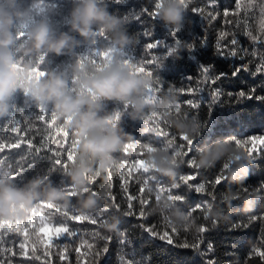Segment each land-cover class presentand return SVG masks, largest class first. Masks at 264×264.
<instances>
[{
  "label": "trees",
  "instance_id": "obj_1",
  "mask_svg": "<svg viewBox=\"0 0 264 264\" xmlns=\"http://www.w3.org/2000/svg\"><path fill=\"white\" fill-rule=\"evenodd\" d=\"M171 0H164L163 6H167ZM241 8L235 10L234 0H219V7H207L209 0H184L183 7V20L178 29L179 32L176 33L177 38L182 42L192 43L194 45L193 50L187 48H182L179 45H174L175 55L166 56L163 66L159 73V83L163 84L164 91L158 93V96L162 98L155 103L147 104L144 100L146 107L143 110V114L140 118L133 119L131 113L134 111L131 106L127 115L121 117V128L126 133H134L139 135V133L145 132V137L147 138L150 129H144V125L140 123L142 120H147V114L150 112L160 113L164 119L167 120L171 128H168L170 133L178 134L175 127L172 126L171 121H176L178 123H192L199 127L200 135L198 136L196 142L193 145L195 156L198 155L200 150L212 146L218 141H229L228 138L234 136L237 138H246L254 136L256 134H264V102L257 101L255 98L251 100L247 99H237V93L239 90L243 89L246 92L249 91L253 86L256 88V95H264V76L250 75L249 72H241V74L236 78H228L221 81L222 95L219 100L213 104L211 110L208 107L207 100L209 99V94L206 85L202 83V77L200 75L202 66H214L212 68L213 73H218L220 71H231L232 65L240 63L238 59H221L217 54V38L221 32L225 33V36L220 40L221 44L226 43L228 40L237 38L241 44L249 49V52L254 50L253 42L250 38L244 36V31H252L254 35H258L261 39H264V32L260 31V3L261 0H239ZM79 3V0H0V22H4V28L0 30V38H3L5 33L10 32L13 38V43L10 46V51L15 57V63L13 64L16 70L21 85H28L33 79H35V73L31 71V64H25L23 69H19L16 65V59L20 56H24V59L34 60L38 58V55H26L25 52L31 47V41L29 39V34L38 24L41 22H47L50 28L53 30L56 36L62 33H69L74 35L76 39L82 40V38L71 31V21L73 19L72 13ZM99 3L106 5L109 13L120 17L124 23L122 30L132 38V43L125 49L126 56L133 59V62L139 58L149 59L153 54L157 56L165 55L167 52V46L174 44V39L170 34V29H176L174 26H167L163 20L151 19L148 15L142 14V9L148 8L152 11V6L150 0H99ZM196 5L203 8L205 17L207 13L220 12L221 15L215 19L202 18L198 14H195L188 10L185 5ZM161 7V8H162ZM223 7H228L231 9L228 20L231 23H227L224 20L222 9ZM160 8V9H161ZM160 11V10H159ZM139 16L140 19L133 18L134 16ZM128 17L127 21L123 18ZM11 19L13 23L11 25L7 24V21ZM245 20L247 21L245 23ZM239 24V26H238ZM150 30L151 36H145V32ZM18 32H28L27 37L20 40H15V34ZM111 38L112 44V33H108ZM151 41H159L161 47L154 48L150 52L144 51V46ZM203 41V43L201 42ZM103 44L100 41L98 45L89 47L92 44H81L76 47L74 53L66 55H56L55 53H47L45 62L41 65V69L48 72H56L57 74H64L69 80L72 75H76L74 71V65L80 57L84 55H89L92 52V48L99 47ZM113 46V44H112ZM114 47V46H113ZM231 47V46H230ZM230 47L223 49L225 53L230 52ZM255 51L259 55L262 49L259 46H255ZM238 56L239 46H237ZM119 62V61H118ZM128 65V64H127ZM30 66V67H29ZM131 73L133 74V69L128 65ZM146 70H152L153 77L148 75H140L149 81V86H157V71L155 65H145ZM135 75V74H133ZM192 77L191 81L187 78ZM47 78V77H46ZM45 78V79H46ZM169 85L175 88H205L204 92H197L195 95L179 94L172 92L167 93L166 89ZM232 92V96H228L227 93ZM146 93V90H145ZM145 96V94H144ZM201 96L204 100H201ZM193 99L195 101H200L199 109H191L189 106L183 102ZM166 101H170V104H166ZM181 104V112H187L189 117L195 116L196 118L184 119L176 118L173 114L177 103ZM11 106H14L15 114L21 118V134H23L25 127V119L20 117V112L22 111L25 115H32L38 113V106L40 105L35 100L31 98L30 95H25L23 88L19 89L11 99ZM104 110L101 115L105 113L114 114L118 110L122 109L125 105L118 101H105ZM49 110H53L51 105H48ZM58 120H63L58 118ZM9 122V116L7 115L3 119H0V125ZM37 128L40 127V122H33ZM71 123V122H70ZM203 125V126H201ZM70 127V124L67 125ZM52 130L47 133L48 135V146L52 148L58 147L57 141H59V135L54 131L55 125L51 126ZM17 133L12 132H0V141L5 142V152L0 155H4V161H0V170H7L9 166L14 170L18 164L27 167V163L31 162L32 157L29 155V150L26 145L21 144L19 148L8 149L7 145L13 141ZM29 135H32L30 130L27 135H24V139H27ZM76 138V137H75ZM39 140V135L36 137ZM77 139V138H76ZM78 140V139H77ZM261 140H264V136H261ZM133 141V136L126 140V142ZM177 143H180L179 136L177 135ZM80 145V144H79ZM155 146V145H154ZM125 147V143L122 146V150ZM236 147V146H235ZM242 147V146H241ZM246 147H252V145H246ZM129 157L128 163L126 165H121L119 153L122 150L114 153V163H112L107 170L96 171L90 174L89 178L95 176L97 172L100 174L95 181L94 187L98 188L97 196L99 201V206L92 213L99 211L101 206L107 203L105 188L103 184L105 182V173L108 170H112V192L116 196V201L121 203L123 206L124 193L121 190V180L119 177V170L124 174V179L127 182L126 186L128 192L135 196L138 195V185L135 180L139 173V169H154L156 173L164 178L166 183L175 184L177 182L178 174H186L189 171L186 166L182 165L179 159L174 160L173 163H179L181 166L175 169L174 178L166 175L160 174L155 169L154 161H151L149 157L155 155L157 152L164 154L173 155L169 151H165L163 148L151 151L143 148L140 145L129 143ZM237 154L239 155L240 148L236 147ZM256 150H264V145L259 142L256 144L254 149V154ZM244 153V152H243ZM138 155L143 160H138L135 165L131 164L132 156ZM233 155V156H235ZM79 151L76 157V162L70 165V169H74L78 164ZM227 159V158H226ZM226 159L218 161L213 168L201 169L200 175L197 180L204 182L212 179L215 169H218L220 163ZM246 161V160H244ZM50 167V161L47 160H37L36 165L32 169H28L23 176L18 177L17 184L4 180L0 184L11 183L17 187H25L30 181L37 178H44L46 170ZM119 167V170L117 169ZM247 168L243 163L237 164L232 170H235L237 175L241 174V169ZM231 170V171H232ZM248 170V169H247ZM66 173L53 172L49 180L45 178V184L51 183L54 187L60 188L63 192V183L66 182L71 184L70 177ZM261 181H264V160L258 161L255 165L251 166L250 173L248 172L247 180L248 183L255 187ZM192 183H195L193 181ZM72 185V184H71ZM88 185V184H87ZM86 185V187H87ZM85 187V189H86ZM237 184L234 181L228 180L224 181L222 185H219L215 189V194L217 200L213 205L212 210H222L223 218L216 219L218 224L215 228L211 229L208 233L204 234V244L201 245V250L204 249L208 242L214 245V251L211 253H204L189 248L181 249L173 246L164 244L156 239H150L147 234H145L141 228L140 220L136 216L123 218L121 227L127 231L129 243V249H135L141 252L142 257H137L141 260V264H206V261L215 258L216 264H236L237 259H239L240 264H261V258L258 254H253L251 259H246L251 248H261L264 250V238H261L259 222L252 223L250 227L246 229H241L235 232L229 230L230 225L234 222V218L237 215L247 216L251 214H259L264 212V198L255 200V209L253 212L245 214L244 199L232 201V207L229 209L224 203L225 195L229 189L235 191ZM208 188V185H206ZM76 189V188H75ZM84 189V190H85ZM77 190V189H76ZM83 190L82 197L86 198L91 195ZM80 192L79 190H77ZM176 192L187 196L189 205H199L203 201L210 199L205 194H198L193 191L181 187ZM209 191L211 189L209 188ZM102 194V196H101ZM148 195L147 191L144 194ZM151 195L155 196L156 193L152 192ZM247 197V196H245ZM254 199L252 197H248ZM71 200V205L64 208H75L76 211L79 208V204L75 200ZM50 204V203H49ZM38 205V204H37ZM33 207L27 214L25 219L16 220H0L11 225L15 222L17 229L23 228L25 221L31 227H36L38 223L42 224L39 228L40 234L43 236L50 237L53 234V230L47 224H43L44 217L42 215L43 209ZM61 206V205H60ZM134 209H138L136 201H133ZM63 207V206H62ZM176 212H182L179 208H174L172 203L167 199L166 194H160L159 202H155L152 206L150 215L147 218L146 223H158V215L166 214L169 215L174 226L177 228H183V226L188 222L186 214L184 215V220L181 225L174 223L173 214ZM122 215V214H121ZM194 216L200 217V213H193ZM120 225V219L118 217H112L107 220L103 225L104 231L108 233H115L107 230L109 224L117 223ZM197 223L200 220L197 219ZM86 227H91L86 226ZM27 231V229H25ZM189 240L191 241L192 236L189 233ZM29 255H31V248L27 249ZM55 253V249H52ZM117 245L115 241L110 245V251L107 256L100 260V264H118V258L116 255ZM232 253V255H228ZM81 254V264H91L92 257L89 254V250L84 247L80 250ZM68 260L64 264H75L76 253L74 251H69ZM15 259V258H13ZM53 264H60L56 259L55 255L52 257ZM33 264H39V262H33Z\"/></svg>",
  "mask_w": 264,
  "mask_h": 264
},
{
  "label": "snow or ice",
  "instance_id": "obj_2",
  "mask_svg": "<svg viewBox=\"0 0 264 264\" xmlns=\"http://www.w3.org/2000/svg\"><path fill=\"white\" fill-rule=\"evenodd\" d=\"M119 2V0H117ZM152 11L148 8L142 9V14L148 15L151 19H159V10L163 6L164 0H150ZM219 0H209L207 7H219ZM188 10L198 14L202 18L211 20L217 19L221 13L212 12L205 13L203 8L196 5H185ZM235 10L241 8L239 0H234ZM231 9L223 7L222 13L225 22L231 23L228 20ZM260 31L264 32V0L260 3ZM135 19L140 17L134 16ZM127 21L128 17L123 18ZM247 21L245 20V23ZM239 26V24H238ZM180 29H170V34L174 39V44L167 46V52L165 55L157 56L153 54L149 59L139 58L133 62L126 56L124 50L115 48L111 44V38L108 33L103 32L100 29L96 31V41L89 47L98 45L100 41L103 44L99 47L92 48V52L89 55L80 57L77 61L80 67V71L86 75L102 73L107 69L113 61L118 60L122 64H128L133 69L135 75H148L153 77L152 70H146L145 65H155L157 71V86H150L146 89L144 100L147 104L158 102L162 96L157 94L164 91L163 84L159 83V73L163 66L166 56L175 55L174 45H179L182 48H187L190 51L193 50L194 45L188 42H182L177 38L176 33ZM28 32L16 33L15 40H20L27 37ZM145 36H151V31L148 30ZM244 36L250 38L253 42L254 50L249 52V49L245 47L240 41L233 36L226 43L221 44L220 40L225 36L224 32H221L217 38V50L216 54L221 59H238L240 63L232 65L231 71H220L213 73L212 68L214 66H202L200 75L202 77V83L206 85L209 99L207 100L208 107L211 110L213 104H215L219 98L224 95L222 91L221 81L228 78H236L241 72H249L253 77L259 75L264 76V39H261L258 35H254L252 31L245 30ZM203 43V41H201ZM231 46V47H230ZM237 46H239V56L237 52ZM255 46H259L262 51L257 54ZM161 47L159 41H151L144 46V51L150 52L154 48ZM230 52L225 53L223 49L229 48ZM47 53H41L37 59L25 60L24 56H20L16 59V65L19 69H23L25 64H31V71L35 73V79H44L47 77L48 71L41 69V65L45 62ZM193 78L188 77L187 80L191 81ZM79 76L72 75L69 79V92L72 95H89L95 99V94L90 90L81 89L77 87V81ZM167 93H179L195 95L197 92H204L205 88L189 87L187 89L175 88L169 85L166 89ZM25 95H29L28 91L24 90ZM228 96H232V92L227 93ZM255 98L257 101L264 102V95H256V88L253 86L249 91L243 89L237 93V99L251 100ZM201 100L204 97L201 96ZM191 109H199L200 101L188 99L183 102ZM130 105H123L121 110L114 113L115 120L118 125L121 126V117L127 115ZM176 118L191 119L196 118L195 116L189 117L187 112H181V104L178 102L176 109L173 113ZM9 122L0 125V132H12L17 133L16 137L11 143L7 145L8 149L19 148L21 144L27 146L29 155L32 157L31 162L27 163V167L18 164L13 170L11 166L7 170H0V182L7 180L14 184H17L18 177L28 170L35 167L37 160L50 161V167L46 170L43 175L46 180H49L50 175L53 172L66 173L70 165L75 164L76 157L79 151L80 141L77 140L75 130L67 125L70 124V119L58 120L57 114L53 110H49L48 106L39 105L38 113L32 115H25L22 111L20 117L25 119V127L23 134H21V118L15 114L14 106L10 107L8 113ZM33 122H40V127L37 128ZM144 125V129H150L145 137V132L136 135L129 133L133 136V141L125 142V147L119 153L121 165L128 163V157L130 155L128 144L133 143L142 146L145 149L156 151L163 148L165 151L171 152L174 160L179 159L182 165L186 166L189 171L186 174H178L177 182L175 184L166 183L164 178L159 176L154 169H139L135 182L138 185V195H131L128 192L126 186L127 182L124 179V174L119 170V177L121 180V190L125 194L122 198L123 206L121 203L116 201V196L112 192V170H108L105 173V182L103 187L105 188L107 203L103 204L99 211L86 215L80 214L76 209L64 208L57 204H49L46 201L38 203L37 207L43 209L42 215L44 217L43 224H47L53 230V234L50 237H45L39 232V228L43 226L38 223L36 227H31L25 221L24 227L17 229L15 222L9 225L6 222L0 221V264H33V262H39V264H53V255L60 262L64 264L68 260L69 251H74L75 264H81V248L86 247L89 250V254L92 257L91 264H100V260L107 256L110 251V245L115 241L117 245L116 255L118 258V264H141V260L137 257H142V253L135 249H129L128 234L125 229L121 227L123 218L136 216L142 223L140 224L141 230L148 235L150 239H156L163 242L166 245L181 248V249H193L200 253H211L214 251V245L208 242L204 249L201 250V245L204 244V234L208 233L211 229L215 228L218 221L211 217V212L214 203L217 200L215 189L217 186L222 185L224 181H228V173L237 165L243 163L250 173L251 166L255 165L258 161L264 160V150L254 149L256 144L259 142L264 145V140H261V136L264 134H256L254 136L246 138H237L230 136L228 139L233 143L234 146L240 148L245 155L248 156L246 161L242 160L239 155L230 156L226 160L220 163L218 169H215L212 179L201 182L197 180L200 175V170L195 161V155L193 145L196 142L197 137H189L186 134H173L170 133L168 128L171 126L167 120L163 118L160 113L150 112L147 114V120L141 121ZM55 125V133L59 135V141H57L58 147L52 148L48 146V135L47 133L52 130ZM203 126V125H201ZM32 131V135H29L27 139H24V135H27L29 131ZM39 135V140L36 137ZM177 135L179 136L180 143H177ZM155 145V146H154ZM246 145H252V147H246ZM242 146V147H241ZM6 144L0 141V154L5 152ZM5 156L0 155V161H4ZM144 158L134 155L131 159V164L135 165L138 160ZM100 177L97 174L88 180V185L84 190L91 195H96L98 188L94 187L96 179ZM195 181V183H192ZM208 185V188H206ZM193 191L198 194H205L210 198L203 201L199 205H189L187 196L176 192L175 190L181 189V187ZM65 194L72 200L77 201L82 195L75 189L74 185L63 183ZM209 188L211 191H209ZM260 192L264 195V181H261L258 185L253 187L252 185L245 183L243 186L236 187L235 192L237 194L236 199L239 200L241 197L247 196L251 191ZM147 191L148 195L145 196ZM155 192L156 195H151ZM160 194H166L167 199L172 203L174 208H179L187 216V223L183 228H177L173 225L169 215L162 214L158 215V223H146L148 216L152 210V206L155 202H159ZM133 201L137 202L138 209H134ZM199 212L200 217H196L193 213ZM122 214V215H121ZM118 217L120 219L119 231L115 233H108L104 231L103 225L109 218ZM197 219L200 223H197ZM259 222L261 225L260 235L264 238V212L259 214H251L247 216L237 215L234 218V222L230 225L229 230L232 232L246 229L251 226L252 223ZM91 226L86 227V226ZM27 229V231H25ZM191 234L192 239L189 240ZM31 248V255L27 249ZM52 249H55L53 253ZM253 254H258L261 258V264H264V250L261 248L253 247L250 249L246 259H251ZM232 255V253H228ZM15 258V259H13ZM71 264V261H69ZM206 264H216L215 258L206 261ZM236 264H240L237 259Z\"/></svg>",
  "mask_w": 264,
  "mask_h": 264
},
{
  "label": "clouds",
  "instance_id": "obj_3",
  "mask_svg": "<svg viewBox=\"0 0 264 264\" xmlns=\"http://www.w3.org/2000/svg\"><path fill=\"white\" fill-rule=\"evenodd\" d=\"M184 0H171L159 11V17L167 26L178 29L183 20ZM71 31L77 33L82 40L65 32L56 36L47 22L38 24L29 34L31 47L26 50V55H39L41 53H55L66 55L74 53L76 47L81 44H93L96 41L97 29L105 33H112V44L115 48L123 50L132 43V38L122 30L124 21L109 13L107 6L99 3V0H79L72 13ZM13 21L9 19L8 25ZM4 28V22H0V30ZM13 38L10 32L0 38V119L6 117L10 111L11 99L21 88L27 90L33 100L40 105H51L60 119H70V127L75 130L76 138L80 141L78 164L70 169L67 175L71 184L77 190L83 192L88 184L89 176L93 172L107 170L114 163V153L122 150V146L130 137L115 120L114 114L105 113V101H118L125 105H131L134 111L133 119L140 118L146 107L143 97L149 86V81L140 75H133L127 64L118 60L98 74H84L80 71L79 64L74 65V71L79 76L77 87L90 89L95 94V99L89 95H72L69 92V80L64 74L48 72L45 79H33L28 85H21L19 76L13 67L15 57L10 51ZM30 67V66H29ZM170 104V101H166ZM178 134H186L189 137L200 135V129L192 123H178L171 121ZM237 154L236 147L229 141H218L212 146L206 147L195 156L196 164L201 169L213 168L218 161ZM242 160L248 156L240 152ZM154 161L155 169L162 175L174 178L175 169L179 163H173L170 154L157 152L149 157ZM247 168L241 169L237 175L235 170L228 173V179L234 181L237 186H243L247 180ZM102 196V194H101ZM237 194L229 189L225 195L224 203L229 209ZM252 197L254 199H250ZM244 199L243 211L251 213L255 209V200L264 198L260 192L251 191ZM46 201L63 207L71 205L70 198L60 188L51 183L45 184L44 178H37L29 182L25 187H17L11 183L0 184V220L25 219L28 212L39 202ZM78 212L82 215L90 214L99 206L97 196L89 195L86 198L80 196L77 200ZM184 213L173 214L174 223L181 225ZM211 217L223 218L222 210H212ZM107 230L119 231V224H109Z\"/></svg>",
  "mask_w": 264,
  "mask_h": 264
}]
</instances>
